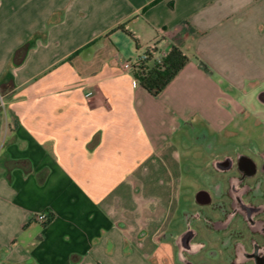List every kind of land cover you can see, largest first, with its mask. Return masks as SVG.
I'll return each mask as SVG.
<instances>
[{
    "label": "crops",
    "instance_id": "crops-1",
    "mask_svg": "<svg viewBox=\"0 0 264 264\" xmlns=\"http://www.w3.org/2000/svg\"><path fill=\"white\" fill-rule=\"evenodd\" d=\"M159 30L188 60L152 95L122 64ZM263 80L264 0H0V264H152L126 223L147 182L175 194L191 129L218 135Z\"/></svg>",
    "mask_w": 264,
    "mask_h": 264
},
{
    "label": "flooded vegetation",
    "instance_id": "flooded-vegetation-1",
    "mask_svg": "<svg viewBox=\"0 0 264 264\" xmlns=\"http://www.w3.org/2000/svg\"><path fill=\"white\" fill-rule=\"evenodd\" d=\"M255 97L264 105V88ZM204 137L210 141L194 152L199 186L188 188L179 227L166 234L176 263L264 264V144L216 145Z\"/></svg>",
    "mask_w": 264,
    "mask_h": 264
},
{
    "label": "rangeland",
    "instance_id": "rangeland-1",
    "mask_svg": "<svg viewBox=\"0 0 264 264\" xmlns=\"http://www.w3.org/2000/svg\"><path fill=\"white\" fill-rule=\"evenodd\" d=\"M260 83L262 86H246L243 91L240 92V96L242 97V101H240V105L243 108L242 111L239 113L235 112L236 116L229 123V126L218 135H209L212 137L211 140H215L216 145L239 144L241 146H246L251 142L264 144V105L260 104L255 97L257 91L264 88V80L260 81ZM223 103L226 105L225 102ZM205 127L208 128L206 124ZM205 134L203 129H201L198 135L191 129L188 134L190 147L185 150L181 148L182 153L187 158H185L182 164V186L180 189L177 190L175 194H163L162 191L154 188V180H150L147 182V189L142 191V198L146 199L148 202V214L146 212L144 214L145 217L142 219L136 217L126 218V223L131 227V231L129 232L130 235L139 238V235L145 232L142 236L143 238H141L143 241L142 247L144 252L149 253L152 264H177L172 243L170 240L167 242L164 237H167L166 234L171 231L172 228L175 229L179 227L180 222L177 221V212H173L176 209L175 205L187 206L192 198V192L189 193L188 188L193 191L199 186V181L196 180V176H193L196 166L198 165V159L194 152L198 151L197 149H199L201 142L210 141L204 137ZM171 214L173 215V220L167 226L168 228L159 229V224L167 218L169 219ZM214 264L223 263L217 262Z\"/></svg>",
    "mask_w": 264,
    "mask_h": 264
},
{
    "label": "trees",
    "instance_id": "trees-1",
    "mask_svg": "<svg viewBox=\"0 0 264 264\" xmlns=\"http://www.w3.org/2000/svg\"><path fill=\"white\" fill-rule=\"evenodd\" d=\"M116 29H122L125 31V23L119 24ZM31 45L32 39H29L22 45L18 46L11 56V65L20 64ZM187 60L188 57L179 48L171 46L168 51H165L159 61L153 60L152 55L150 54L147 60L141 62L138 66L133 67V74L140 84L152 95H158L177 75ZM4 165V175L8 181H11L12 175L10 169L15 165H22V160L8 159L4 161ZM34 218L39 221L38 214L35 215ZM52 218L53 213L46 215V219L41 223L46 225Z\"/></svg>",
    "mask_w": 264,
    "mask_h": 264
},
{
    "label": "built area",
    "instance_id": "built-area-1",
    "mask_svg": "<svg viewBox=\"0 0 264 264\" xmlns=\"http://www.w3.org/2000/svg\"><path fill=\"white\" fill-rule=\"evenodd\" d=\"M165 37V31L164 30H159L157 33V36L154 40H151L147 42L143 48L138 50V53L136 54L135 58L133 60H127L122 64V67L125 70H132L134 66H138L141 62L147 60L150 56L152 55V59L159 61L162 56L165 53V50H159L157 46V40L159 39H164ZM0 106H3V96L0 94ZM46 219V213L45 212H40L38 214V220L40 222H43Z\"/></svg>",
    "mask_w": 264,
    "mask_h": 264
},
{
    "label": "water",
    "instance_id": "water-1",
    "mask_svg": "<svg viewBox=\"0 0 264 264\" xmlns=\"http://www.w3.org/2000/svg\"><path fill=\"white\" fill-rule=\"evenodd\" d=\"M262 92H263V91L258 92L257 97H258V95L261 94Z\"/></svg>",
    "mask_w": 264,
    "mask_h": 264
}]
</instances>
